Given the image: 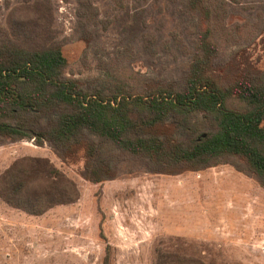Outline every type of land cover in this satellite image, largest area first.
Returning a JSON list of instances; mask_svg holds the SVG:
<instances>
[{"label":"rangeland","instance_id":"obj_1","mask_svg":"<svg viewBox=\"0 0 264 264\" xmlns=\"http://www.w3.org/2000/svg\"><path fill=\"white\" fill-rule=\"evenodd\" d=\"M89 2L86 34L80 0H0V43L61 44L65 75L86 90L177 87L206 30L218 52L206 76L264 72V0H204L199 11L188 0ZM26 157L48 160L79 199L41 216L0 200V264H153L158 247L206 264H264V188L228 164L167 176L118 155L114 178L92 184L82 150L62 160L24 138L0 144V173Z\"/></svg>","mask_w":264,"mask_h":264},{"label":"trees","instance_id":"obj_2","mask_svg":"<svg viewBox=\"0 0 264 264\" xmlns=\"http://www.w3.org/2000/svg\"><path fill=\"white\" fill-rule=\"evenodd\" d=\"M188 3L199 11L204 0ZM95 13L89 0H80L86 34ZM207 35L206 30L198 40L179 86L160 85L141 94L83 89L65 75L59 43L1 42L0 144L24 138L38 147L47 143L62 160L82 150V176L92 184L114 178L111 162L120 155L167 176L228 164L264 188V72H243L225 83L206 76L218 55ZM105 153L111 159H102ZM78 199L73 182L46 159L22 158L0 173V200L25 214L41 216ZM153 264L206 263L158 247Z\"/></svg>","mask_w":264,"mask_h":264},{"label":"water","instance_id":"obj_3","mask_svg":"<svg viewBox=\"0 0 264 264\" xmlns=\"http://www.w3.org/2000/svg\"><path fill=\"white\" fill-rule=\"evenodd\" d=\"M23 132L26 134V135H29V136H32V137H36V135H34L31 131L29 130H23ZM204 136V135H203Z\"/></svg>","mask_w":264,"mask_h":264}]
</instances>
